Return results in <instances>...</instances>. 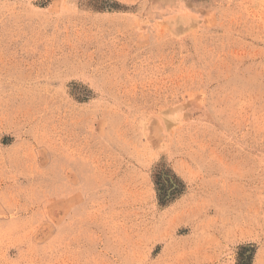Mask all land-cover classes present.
Masks as SVG:
<instances>
[{"label": "rangeland", "instance_id": "rangeland-1", "mask_svg": "<svg viewBox=\"0 0 264 264\" xmlns=\"http://www.w3.org/2000/svg\"><path fill=\"white\" fill-rule=\"evenodd\" d=\"M0 264H264V0H0Z\"/></svg>", "mask_w": 264, "mask_h": 264}]
</instances>
